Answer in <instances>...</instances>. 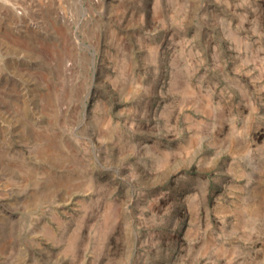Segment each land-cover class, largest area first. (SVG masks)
I'll return each instance as SVG.
<instances>
[{
	"label": "rangeland",
	"instance_id": "374dc122",
	"mask_svg": "<svg viewBox=\"0 0 264 264\" xmlns=\"http://www.w3.org/2000/svg\"><path fill=\"white\" fill-rule=\"evenodd\" d=\"M39 2L0 0V264H264V0Z\"/></svg>",
	"mask_w": 264,
	"mask_h": 264
},
{
	"label": "bare ground",
	"instance_id": "6f19581e",
	"mask_svg": "<svg viewBox=\"0 0 264 264\" xmlns=\"http://www.w3.org/2000/svg\"><path fill=\"white\" fill-rule=\"evenodd\" d=\"M29 1V0H28ZM41 1H43V0H40V2ZM25 2V1H24ZM33 2H34V0H33ZM40 2H39V4H40ZM27 3H29V2H27ZM43 3V2H42ZM35 4V3H34ZM44 4V3H43ZM42 5V4H41ZM18 6V5H17ZM37 7V6H36ZM17 8V7H16ZM22 8H24V7H22ZM38 8V7H37ZM8 11V10H7ZM16 11V10H15ZM14 10H9L8 11V13H7V15H5V16H8V18L7 17H5V18H7V20L9 21V24H10V26H11V29H9V30H7V28H9V27H7V26H5V27H7L6 28V30H4L3 32H1V30H0V36L2 37H9V36H12V38L9 40V42H8V44L10 45V47L12 48V50H14V49H18V50H21V49H29L30 48V45L32 44L31 42H30V40H28V37L29 36H31L32 35V33L30 32V31H33V30H30L31 29V27H32V25H31V23L32 22H30L31 20L30 19H28L29 17L28 16H23V17H19L18 16V14H17V12H15ZM22 12V11H21ZM3 13H4V11H3ZM1 16V15H0ZM21 16V15H20ZM46 17V16H45ZM48 18V17H47ZM36 19H38V18H36ZM1 20H2V18H1ZM50 20H51V17H50ZM4 21V20H3ZM44 21V20H43ZM6 23H8V22H6ZM31 26V27H30ZM21 27L25 30V31H21ZM13 28L15 29V30H17L16 32L13 30ZM50 28V27H49ZM47 29V28H46ZM54 29H55V31L56 32H58L59 34H60V36L62 35L61 34V32H62V30H61V28L60 27H58V26H56V27H54ZM53 32V31H52ZM38 33V32H37ZM41 35H42V33H40ZM46 34V33H45ZM40 35V36H41ZM65 35V34H64ZM43 36V35H42ZM37 37V36H36ZM38 38V37H37ZM44 38V37H43ZM55 38V37H54ZM58 38V37H57ZM7 39V38H6ZM53 39V38H52ZM59 40V39H58ZM65 40H66V38H65ZM64 42V41H63ZM31 43V44H30ZM62 43V42H61ZM65 44H67V41H66V43ZM59 46H61V45H59ZM66 46V45H65ZM68 46V45H67ZM33 50V49H32ZM68 50V49H67ZM39 53H50L51 55H52V57H53V59H54V62H55V66H57V68L59 69L61 66H63L64 65V63H65V58L63 57V52H65L66 50H65V47L63 46H61V47H58V46H53V47H49V48H46L44 45H40L39 47H38V50H37ZM37 52V53H38ZM36 53V52H35ZM5 55V54H4ZM11 58V57H10ZM23 60V59H22ZM7 61V60H6ZM28 61V60H27ZM18 63V62H17ZM16 63V64H17ZM19 64H20V62H19ZM53 64V63H52ZM8 65V64H7ZM67 65V64H66ZM65 65V66H66ZM21 66V65H20ZM27 66V65H26ZM36 67V66H35ZM46 66H44V68H45ZM43 68V67H42ZM55 68V67H54ZM29 69V68H28ZM38 69V68H37ZM36 69V70H37ZM67 68H64V70H66ZM34 70V69H33ZM51 70V69H50ZM32 71V70H31ZM43 71V70H42ZM11 72H13V71H11ZM27 72V71H26ZM29 72H30V70H29ZM40 72H41V70H40ZM0 73H1V71H0ZM14 73V72H13ZM36 74L38 73V71L37 72H35ZM6 74H8V72H6L5 73V75ZM24 74V73H23ZM63 74V73H62ZM9 75V74H8ZM49 75V74H48ZM42 76V75H41ZM17 77V76H16ZM15 77V78H16ZM18 78V77H17ZM37 78V77H36ZM51 78V77H50ZM30 79V78H29ZM55 79H57V78H55ZM20 80V79H19ZM48 80V79H47ZM18 81V80H17ZM49 81V80H48ZM56 81V80H55ZM1 82H3V81H1ZM6 82H8V81H6ZM14 82H16L15 80H14ZM29 82V81H28ZM4 84V83H3ZM17 84V83H16ZM38 84V83H37ZM46 84V83H45ZM19 85V84H18ZM33 85V84H32ZM47 85V84H46ZM56 85H57V83H56ZM21 86H22V84H21ZM30 86V85H29ZM24 87V86H23ZM3 88V87H2ZM5 88V87H4ZM27 88V87H26ZM6 89H7V87H6ZM8 90V89H7ZM60 90V89H59ZM19 91V90H18ZM40 91V90H39ZM43 93L45 92V91H42ZM17 93V92H16ZM22 94V93H21ZM45 94V93H44ZM48 94V93H47ZM60 94V93H59ZM46 95V94H45ZM65 95V94H64ZM63 95V96H64ZM11 96V95H10ZM17 96V95H16ZM33 96V95H32ZM41 96V95H40ZM3 97V96H2ZM5 97V96H4ZM19 97H22L23 98V96H19ZM18 97V98H19ZM39 97V96H38ZM43 97V96H42ZM27 98V97H26ZM25 98V99H26ZM30 98H34V97H30ZM12 99V98H11ZM21 99V98H20ZM12 101V100H11ZM14 101V100H13ZM31 101V100H30ZM42 101V100H41ZM8 102V101H7ZM6 102V103H7ZM16 102V101H15ZM19 102V101H18ZM32 102V101H31ZM5 103V104H6ZM17 103V102H16ZM20 103V102H19ZM27 103V102H26ZM34 103V102H33ZM38 103V102H37ZM41 103V102H40ZM9 104V103H8ZM7 104V105H8ZM35 104V103H34ZM52 104V100H51V98L50 97H46V98H44V103H43V108L45 109V108H48L50 105ZM3 105V104H2ZM20 106V105H19ZM24 106V105H23ZM5 107V106H4ZM25 107V106H24ZM2 108V107H1ZM9 108V107H8ZM15 108V107H14ZM35 108V107H34ZM40 108V107H39ZM13 109V108H12ZM19 109H21L20 107H19ZM26 109V108H25ZM28 109V108H27ZM26 109V110H27ZM36 109V108H35ZM15 110V109H14ZM37 110V109H36ZM51 110V109H50ZM19 111V110H18ZM26 112H28L29 114H30V112L29 111H26ZM56 112V111H55ZM10 113V112H9ZM27 113V114H28ZM12 114V113H11ZM18 114H19V112H18ZM23 114V113H22ZM21 115V114H20ZM31 116V115H30ZM26 117V116H25ZM29 117V116H28ZM32 117V116H31ZM30 117V118H31ZM12 118V117H11ZM36 118V117H35ZM44 118V117H43ZM53 118V117H52ZM18 119V118H17ZM32 119H34V117L32 118ZM6 120V119H5ZM15 121V120H14ZM17 122V121H16ZM50 122V121H49ZM1 123H2V121H1ZM23 123V122H22ZM30 122H28V124H29ZM51 123V122H50ZM27 124V123H26ZM24 125V124H23ZM39 125V124H38ZM8 126H9V124H8ZM23 127V126H22ZM35 127V126H34ZM55 128V127H54ZM38 130H40V129H38ZM55 130V129H54ZM2 132V131H1ZM22 132V131H21ZM56 133H57V131H55ZM7 133V132H6ZM12 133V132H11ZM19 133V132H18ZM24 133V132H23ZM42 134V133H41ZM13 135V134H12ZM14 136V135H13ZM22 136V135H21ZM25 136V135H24ZM23 136V137H24ZM40 136V135H39ZM47 136V135H46ZM6 137H8V136H6ZM20 137V136H19ZM26 137V136H25ZM24 137V138H25ZM21 138V137H20ZM24 138L22 139V140H24ZM35 138V137H34ZM26 139V138H25ZM37 139V138H36ZM30 143V142H29ZM11 144V143H10ZM2 147H3V145H1ZM59 146V145H58ZM12 149V148H11ZM11 149H10V151H11ZM58 149V148H57ZM56 149V145L54 144V142H52V140H47V143H46V145H45V149H44V156L47 158V159H49L50 161L51 160H53V161H51V162H59L60 161V159H61V153L58 151ZM9 151V150H8ZM1 152V151H0ZM19 152V151H18ZM34 152V151H33ZM64 153V152H63ZM42 154V153H41ZM66 154H68V153H66ZM38 155V154H37ZM6 156H8V155H6ZM66 156H68V155H66ZM1 157V156H0ZM4 160V159H3ZM7 160H9V159H7ZM62 160V159H61ZM16 161H18V160H16ZM5 162V161H4ZM11 162V161H10ZM20 162V161H19ZM28 162V161H27ZM37 162V161H36ZM61 162V161H60ZM21 163H23L22 161H21ZM20 163V164H21ZM65 163V162H64ZM2 164V163H1ZM16 164V163H15ZM25 164V163H24ZM68 164V163H67ZM27 165V164H26ZM29 165V164H28ZM34 165H36V163L34 164ZM56 165V164H55ZM22 165H20V167H21ZM63 166V165H62ZM2 167V166H1ZM39 167V166H38ZM64 167V166H63ZM29 168H30V165H29ZM32 168V167H31ZM49 168V167H48ZM22 170V169H21ZM26 173H28L27 171H25ZM52 172V171H51ZM70 174V173H69ZM46 175V174H45ZM54 176V175H53ZM57 176V175H56ZM63 176V175H62ZM68 176V175H67ZM76 176V175H75ZM30 177V176H29ZM59 177V176H58ZM74 177V176H73ZM31 178V177H30ZM57 178V177H56ZM17 179V178H16ZM45 179V178H44ZM48 180V179H47ZM54 180V179H53ZM67 180V179H66ZM65 181V180H64ZM68 181V180H67ZM12 182V181H11ZM74 182V181H73ZM72 182V183H73ZM75 182H77L76 180H75ZM52 183V182H51ZM78 184V183H77ZM60 185H62L63 186V188H68V183H66V184H62V182H60ZM72 185V184H71ZM46 186V185H45ZM52 186V185H51ZM58 192V191H57ZM51 193V192H50ZM37 194V193H36ZM39 194V193H38ZM41 194V193H40ZM43 196V195H42ZM31 198V197H30ZM45 198V197H44ZM47 198V197H46ZM33 199V198H32ZM58 201V200H57Z\"/></svg>",
	"mask_w": 264,
	"mask_h": 264
}]
</instances>
